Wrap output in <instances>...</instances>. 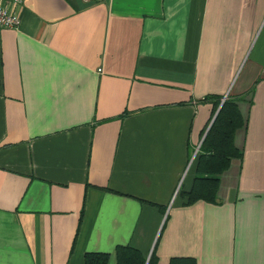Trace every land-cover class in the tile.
I'll return each mask as SVG.
<instances>
[{"label": "crops", "instance_id": "crops-1", "mask_svg": "<svg viewBox=\"0 0 264 264\" xmlns=\"http://www.w3.org/2000/svg\"><path fill=\"white\" fill-rule=\"evenodd\" d=\"M0 29V264H264V0H24ZM238 98L241 158L188 204ZM217 112V111H216ZM216 114V113H215Z\"/></svg>", "mask_w": 264, "mask_h": 264}, {"label": "trees", "instance_id": "trees-1", "mask_svg": "<svg viewBox=\"0 0 264 264\" xmlns=\"http://www.w3.org/2000/svg\"><path fill=\"white\" fill-rule=\"evenodd\" d=\"M224 96L209 95L204 101H211L214 113L218 110ZM238 98L228 96L213 120L196 160V176L192 190L186 193L188 204L197 199L216 201L221 175L227 170L233 158H241L242 151L235 145V134L245 126ZM111 254L107 252H88L86 264H108ZM117 264H160L156 248L151 256L132 246L120 245L116 249ZM170 264H197L194 257H173Z\"/></svg>", "mask_w": 264, "mask_h": 264}, {"label": "built area", "instance_id": "built-area-1", "mask_svg": "<svg viewBox=\"0 0 264 264\" xmlns=\"http://www.w3.org/2000/svg\"><path fill=\"white\" fill-rule=\"evenodd\" d=\"M24 0H0V29L15 28L20 23L18 5Z\"/></svg>", "mask_w": 264, "mask_h": 264}, {"label": "water", "instance_id": "water-1", "mask_svg": "<svg viewBox=\"0 0 264 264\" xmlns=\"http://www.w3.org/2000/svg\"><path fill=\"white\" fill-rule=\"evenodd\" d=\"M223 102H224V101H222V103L220 104V106H219V108H218V110H217V112H216V114H215V116H214V119H215V117L217 116L218 112L220 111ZM150 256H151V253H150L149 257H150Z\"/></svg>", "mask_w": 264, "mask_h": 264}, {"label": "rangeland", "instance_id": "rangeland-1", "mask_svg": "<svg viewBox=\"0 0 264 264\" xmlns=\"http://www.w3.org/2000/svg\"><path fill=\"white\" fill-rule=\"evenodd\" d=\"M152 254V253H151Z\"/></svg>", "mask_w": 264, "mask_h": 264}]
</instances>
